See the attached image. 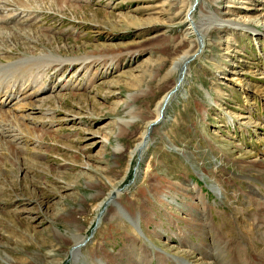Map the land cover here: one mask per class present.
<instances>
[{"label": "rangeland", "instance_id": "374dc122", "mask_svg": "<svg viewBox=\"0 0 264 264\" xmlns=\"http://www.w3.org/2000/svg\"><path fill=\"white\" fill-rule=\"evenodd\" d=\"M10 2L35 18L19 30L0 27V61L46 59L8 71L39 84L18 83L33 99L6 106L21 161L0 162V255L13 264H75L66 252L77 233L91 235L77 264H219L213 245H246L254 200H264V31L213 27L200 46L183 22L194 0ZM197 9L195 20L211 11L264 29V0H200ZM25 10L17 20L31 15ZM196 46L202 54L187 61L138 161L132 149L178 80L176 62ZM84 55L111 70L81 68L75 86L76 66L54 69L56 58ZM113 187L122 191L92 231ZM251 233L264 248L261 231Z\"/></svg>", "mask_w": 264, "mask_h": 264}, {"label": "bare ground", "instance_id": "6f19581e", "mask_svg": "<svg viewBox=\"0 0 264 264\" xmlns=\"http://www.w3.org/2000/svg\"><path fill=\"white\" fill-rule=\"evenodd\" d=\"M10 1L11 0H0V27L2 25H7V26L11 27L13 29V31H15V30H19V28L16 27V24H15L16 20L19 18L18 14L20 13L22 15L23 10H25V8L20 7V6H16L13 3H11ZM199 5H200V0H194V2L191 4V6L185 12V15L183 17V22L187 23L188 28L192 31V33H194L195 36L200 39L199 41L202 42V43H200V46H202V44H203V39L205 38V34H207L208 31H211L210 29H212L213 27L216 29L217 28H224V27H231V28H235V29L238 28L241 30L243 28V29H246L245 31H250L251 33L263 34L262 31H264V29H260V30L254 29L257 26L259 27V23H257V22H254L253 24H247V23H241L238 20H232V19H226V18L223 19L222 17L220 18V17L214 16L213 14H211L212 13L211 11H206V13L201 12L200 14H198L197 20H195L193 13H194V11H196V9L198 8ZM204 7H205V5H204ZM15 11H18L19 13H16ZM25 11H24V13H25ZM28 16L30 17L31 15L29 14ZM256 24H258V25H256ZM196 49H197V46H196ZM201 52H202V47L195 50L192 54L186 53L187 55L186 54L183 55L180 62H176V63L180 64V67H179L180 71L178 74L179 75L178 80L176 81L174 86L170 90H168L165 94H163V96L159 99V101L156 104V107L154 109L153 117L146 123L145 129L141 133L140 141L136 144V146L131 151L132 156L134 157V155H135V157H137L138 161H140L142 159L141 157H143L142 154L144 153V151L147 147L150 132L158 124H160L164 120V113H165V110L167 109L166 108L167 105L170 104L169 102H170L171 98L177 93L178 89H180V87L182 86V81L184 80L183 78L185 76V73L188 71L187 70V64H186L187 61L190 58H195V57L200 56V54H202ZM44 56L41 57L40 55L26 54V55H23V56L15 59V60H7V61L3 60L2 62L0 61V76L2 77V74L6 73V72L8 73V71L10 69L14 70V69L19 68L20 65L23 66L26 64H34L37 67V66H39L38 61L46 59V58H44ZM48 58H49V56L47 57V59ZM100 61H101V59H99L93 55H84V56H79L76 58L68 59L66 61L61 59V58H56V60L54 59V61H52V62H54V64H55V67H54L55 70L60 69L64 66H67V67L76 66V68H77L76 71H80L81 68H87L91 64L99 65V68H100V70L102 69V71L103 70L107 71L108 68H109V70H111V65L109 64L110 62L109 63H105V62L102 63ZM50 64H49V66H50ZM41 66H43V65H41ZM24 68L26 70V67H24ZM170 71L168 73H170ZM107 73H108V71H107ZM8 75H10V74L8 73ZM68 86H69V83L67 81H65L60 86V89H67V88H69ZM20 87L21 86H19L18 84L14 83V82L6 85L5 87H1V84H0V149L8 151L7 156L0 157V162L1 163L5 162V161L7 162L9 160L11 162V164H13L15 166H17V163L21 161V158H20V155L18 152L20 146L18 145V142H16L18 138L13 137V134H16V133L10 134V133H12V129L10 128V126H12L14 128L16 126L12 125L10 123V121L5 118V113L7 112V110L4 106L9 104L11 102V100H13V99H14V102L18 103L19 101H24L26 98H28L32 95V92H28L30 88H26V87H25L26 89L24 87L23 88L21 87L22 89L20 90V92H21V94H20L18 92L19 90L17 91V89H19ZM31 87H32V85H31ZM44 90H45V87L39 86V90L37 89V91H36V96L41 94L42 91H44ZM261 94H263L262 96H264V91ZM12 113H13V111H12ZM9 116H12V115L9 114ZM133 120H134V118H131V120H120V122L128 124V123L132 122ZM16 132H18V129L16 130ZM10 137H12L14 141L12 140V144L8 145L7 144L8 138H10ZM100 141H106V138L101 139ZM96 143H98V142H96ZM104 143H102V144L105 145ZM118 148H117V151H119ZM120 149H122V147H120ZM136 170H135V173H136ZM16 182H18V181H15L14 184H16ZM189 182L191 184L196 185L195 183H193V181H189ZM121 191L122 190L120 188L113 187L111 192L108 193L107 197L101 203L102 208L98 212L97 218H95V220H94V224L92 226L94 228H92V231L95 230V228L97 227V225L100 221V216H101L100 212H102L104 210L103 209L104 204L106 203V205H108V204L112 203V201L116 202V200H117L116 198L119 197ZM254 204H255V210H254V213L252 216L253 217L252 220H254V221L252 223L246 222L247 224H252V227H253V228H246L245 229V231H246L245 233H246V237H247L246 238L247 239L246 245L242 246L240 244V242L237 241V244L234 245L232 243V246H229L227 244L213 245L212 246L214 248H212L213 250L211 251L210 254H211V256L213 255L214 260L216 258V261L219 262V264H264V248L260 247L259 244H255L257 242L256 241L253 242V240H254L253 238L249 239L250 235H252L251 232H254V231L256 232V234H259V231H261L262 235H264V200L261 201L260 199L257 198L254 200ZM99 205H100V203H99ZM246 220H248V219H246ZM70 235H72V234H70ZM90 236L91 235H89V236L85 235L84 236V235H81L79 233L73 234V236H71L72 237L71 246H70V249L66 252V255H67V257H69L71 259V261L73 263L77 264L78 261H80V259L82 257V254H80L81 249L85 246L87 241L90 239ZM257 237H256V239H257ZM258 238H261V237L259 236ZM263 244H264V238H263ZM0 258L4 261L3 262L4 264L5 263L13 264L14 260L5 254H1ZM177 258H181V257H177ZM118 262H120V261H118ZM209 264H211V263H209ZM212 264H214V263H212Z\"/></svg>", "mask_w": 264, "mask_h": 264}]
</instances>
